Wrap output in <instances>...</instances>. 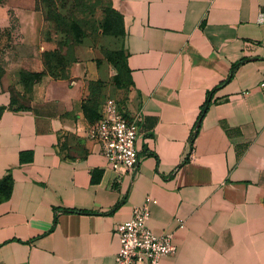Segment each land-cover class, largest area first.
<instances>
[{
    "label": "crops",
    "instance_id": "crops-1",
    "mask_svg": "<svg viewBox=\"0 0 264 264\" xmlns=\"http://www.w3.org/2000/svg\"><path fill=\"white\" fill-rule=\"evenodd\" d=\"M36 2L12 8L30 30ZM109 2L119 68L77 46L65 88L26 110L0 84V264H114V231L147 196V226L177 248L160 264H264V0ZM108 98L138 116L130 175L90 137Z\"/></svg>",
    "mask_w": 264,
    "mask_h": 264
},
{
    "label": "rangeland",
    "instance_id": "rangeland-1",
    "mask_svg": "<svg viewBox=\"0 0 264 264\" xmlns=\"http://www.w3.org/2000/svg\"><path fill=\"white\" fill-rule=\"evenodd\" d=\"M1 1L9 8L10 27L0 31V84L10 95L13 108L31 109L65 88L57 82L69 77L77 46L104 47L110 64L120 67L116 38L122 21L109 0H37L39 13L32 30L18 23L12 9L21 0ZM113 73L111 68L109 78ZM88 88L96 104L98 87ZM97 116L95 112L94 124Z\"/></svg>",
    "mask_w": 264,
    "mask_h": 264
},
{
    "label": "built area",
    "instance_id": "built-area-1",
    "mask_svg": "<svg viewBox=\"0 0 264 264\" xmlns=\"http://www.w3.org/2000/svg\"><path fill=\"white\" fill-rule=\"evenodd\" d=\"M264 90V74L259 83ZM138 116L127 118L125 109L116 100L104 101L97 122L90 129V137L100 147L108 168L117 177L136 172L139 155L136 149ZM156 201L147 196L143 203L132 209L128 221L117 225L118 252L114 264H160L162 258L176 254L177 248L170 233H154L148 226L150 206ZM179 228L183 221L177 219Z\"/></svg>",
    "mask_w": 264,
    "mask_h": 264
},
{
    "label": "trees",
    "instance_id": "trees-1",
    "mask_svg": "<svg viewBox=\"0 0 264 264\" xmlns=\"http://www.w3.org/2000/svg\"><path fill=\"white\" fill-rule=\"evenodd\" d=\"M232 73H233V70H232V72H231L229 78H231ZM211 94H212V93L209 94V97L211 96ZM209 97H208V100L206 101L205 105H204L203 108H202V111H201V113H200V118H202V117L204 116L206 110L208 109V106H209V104H210V98H209ZM11 107H12V109H17V108H13V106H11Z\"/></svg>",
    "mask_w": 264,
    "mask_h": 264
}]
</instances>
